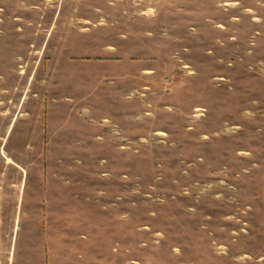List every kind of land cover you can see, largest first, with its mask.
I'll use <instances>...</instances> for the list:
<instances>
[{"label":"rangeland","instance_id":"rangeland-1","mask_svg":"<svg viewBox=\"0 0 264 264\" xmlns=\"http://www.w3.org/2000/svg\"><path fill=\"white\" fill-rule=\"evenodd\" d=\"M0 264H264V0H0Z\"/></svg>","mask_w":264,"mask_h":264}]
</instances>
